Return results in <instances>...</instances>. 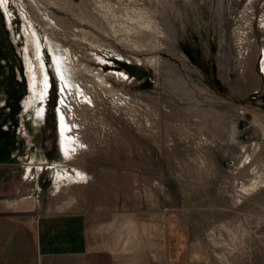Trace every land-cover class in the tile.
<instances>
[{
  "label": "rangeland",
  "instance_id": "rangeland-1",
  "mask_svg": "<svg viewBox=\"0 0 264 264\" xmlns=\"http://www.w3.org/2000/svg\"><path fill=\"white\" fill-rule=\"evenodd\" d=\"M5 164L49 212L100 211L95 247L157 260L168 203L200 246L179 264H264V0H0Z\"/></svg>",
  "mask_w": 264,
  "mask_h": 264
},
{
  "label": "crops",
  "instance_id": "crops-1",
  "mask_svg": "<svg viewBox=\"0 0 264 264\" xmlns=\"http://www.w3.org/2000/svg\"><path fill=\"white\" fill-rule=\"evenodd\" d=\"M6 165L0 166V264H51L50 262L56 259L59 264H101L102 261L107 264H179L173 259L172 250H179L178 246L182 247V250L200 248L193 241L172 244L167 237L192 233V225L171 226L172 219L165 209L174 207L168 203L165 206L153 202V213L157 212L163 222V231L154 235L165 237L169 242L164 243L166 247L160 249L157 260H153L145 247L128 246L119 251L95 247L94 242L98 237L104 238V232L95 233L93 229L96 223H99L100 227L105 225V222L98 218L100 211L93 212L88 207L82 208L79 198H76L71 202V211L64 212L62 208L49 212L36 195L14 189L13 177L10 172L7 174V171L12 169V164ZM169 197L170 192L167 190V200ZM214 206L218 204H209V207ZM107 213L111 214V211ZM186 215L193 218L190 213ZM200 215L219 214L216 212Z\"/></svg>",
  "mask_w": 264,
  "mask_h": 264
},
{
  "label": "bare ground",
  "instance_id": "bare-ground-1",
  "mask_svg": "<svg viewBox=\"0 0 264 264\" xmlns=\"http://www.w3.org/2000/svg\"><path fill=\"white\" fill-rule=\"evenodd\" d=\"M45 17V19L48 21H50V22H52V20H51V18L49 17V16H44ZM60 62H59V60L57 59V61H55V63H54V66H55V68H56V73L59 75V77L61 78V79H64L65 78V74H63V71H62V67L60 66V64H59ZM82 69H83V71L84 72H90L89 70H88V68L87 67H85V66H83L82 67ZM40 76H39V81H40V85H39V89H40V94L42 95H40L41 97H44V95H45V93L47 92V86H48V81H47V75H45V73L43 74V72H44V68H43V65H42V68L40 67ZM62 88V87H61ZM84 97H86V95H84ZM86 99V98H85ZM85 101H87V102H90V103H92L91 102V100L90 99H87V100H85ZM43 110H44V108H41L40 109V112H38V115L39 116H41L42 114H43ZM58 118H59V123H60V129L61 130H64V128H65V120H64V118H63V116L61 115V113L58 115ZM61 177V176H60Z\"/></svg>",
  "mask_w": 264,
  "mask_h": 264
}]
</instances>
